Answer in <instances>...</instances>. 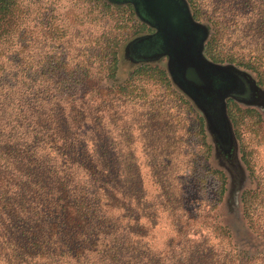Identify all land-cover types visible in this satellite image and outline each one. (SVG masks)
Returning a JSON list of instances; mask_svg holds the SVG:
<instances>
[{
	"label": "trees",
	"instance_id": "16d2710c",
	"mask_svg": "<svg viewBox=\"0 0 264 264\" xmlns=\"http://www.w3.org/2000/svg\"><path fill=\"white\" fill-rule=\"evenodd\" d=\"M245 3L258 15L253 24L264 27V5L260 10L257 0ZM102 5L107 11L113 9L106 0ZM30 13L23 0H0V264H264L263 188L244 190L235 206L257 236H239L230 223L220 225L230 235L229 242L235 241V252L217 255L207 236L181 237L193 224L176 214L181 211L179 201L185 199L183 191L169 190L165 176L155 174L152 178L162 184L156 205L147 195L144 176L132 155L122 172L119 144L104 136V118L118 127L119 101L146 100L151 92L149 79L159 78L167 86L173 81L167 68L133 60L134 69L120 80L121 57H127L144 27L134 24L131 38L109 31L95 67L64 57L57 63H43L39 79V65L28 74L30 62L25 60ZM200 13L198 6L196 15ZM226 13L212 16L215 25L228 26L233 19ZM31 35L36 37L33 31ZM214 39L209 45L212 55L236 60L223 57ZM263 59L264 46L257 43L249 60L242 58L239 64L260 71ZM94 68L101 75L100 89L87 98ZM105 89H111L113 93L108 94L113 97ZM230 113L238 136L245 118L253 123L260 119L254 109L234 107ZM200 120L205 139L202 116ZM204 145L189 196L199 186L212 196L214 208L225 198L229 180L226 173L213 171L206 163L210 144L204 140ZM244 158L250 169L249 159ZM211 171L217 176L212 192L208 186ZM165 211L171 215L177 237L154 249L149 235L158 214Z\"/></svg>",
	"mask_w": 264,
	"mask_h": 264
},
{
	"label": "rangeland",
	"instance_id": "374dc122",
	"mask_svg": "<svg viewBox=\"0 0 264 264\" xmlns=\"http://www.w3.org/2000/svg\"><path fill=\"white\" fill-rule=\"evenodd\" d=\"M257 1L261 10L264 0ZM23 3L31 10L26 22L27 41H30L25 53V60L30 62L27 73L32 74L36 65H39V79L43 75L40 67L50 60L57 63L66 57L71 62L84 61L95 67L98 62L97 53L104 48L109 31L129 38L135 30L134 17L130 18L125 10L113 5L112 11H107L102 0H23ZM189 4L196 18L210 29L209 45L216 37L217 51L225 58L236 59L226 58L222 61L231 62L251 73L264 85V59L260 71L239 64L242 58L249 60L251 49L257 43L264 46V27L253 24L257 19L254 17L258 15L247 6L245 0H190ZM198 6L200 15H196ZM219 11H227L226 15L233 19L227 27H219L213 22L212 16ZM32 31L36 36L34 39ZM122 44L121 49L124 51L125 43ZM33 48L34 52H31ZM31 56L32 61L29 60ZM130 59L128 55L126 58L121 57L120 80L125 79L134 69ZM154 64L166 69L164 62ZM100 77V73L94 68L86 92L87 98L99 91ZM148 83L151 92L146 100L131 101L123 98L119 101L121 119L118 127L110 119L104 118V136L119 144L117 153L123 163L122 172L127 170L125 162L132 155L137 160V170L144 176L147 195L156 205L160 203L158 195L161 194L162 184L152 176L164 175V180H167L165 185L169 190L177 193L183 191L185 194V199L179 201L181 211L176 214L183 221L193 222L184 229L181 237L199 239L204 235L211 244H215L217 255L235 252V241L229 242L230 235L222 231L220 225L230 223L239 236H257L244 224L235 206L244 190L264 189V111L254 109L260 114V119L255 123L250 122L249 118L244 119L239 130L240 136L237 135V159L226 165L215 155L214 141L205 120L204 139L200 124L202 113L193 100L174 81L170 86L159 78L149 79ZM108 92L113 93L111 89L104 90L105 94ZM111 95L107 96L113 97ZM204 140L210 144L206 163L213 166V171L226 173L229 180L225 198L214 208L210 201L212 196L199 186L196 193L189 196L193 188L190 182L198 173L200 160L204 158ZM244 157L249 159L252 170L244 163ZM208 177V186L212 192L217 185V176L211 171ZM170 217L168 211L158 214L157 223L149 235L154 249H161L167 240L177 237ZM234 231L229 232L232 237L236 235Z\"/></svg>",
	"mask_w": 264,
	"mask_h": 264
},
{
	"label": "flooded vegetation",
	"instance_id": "af4514ba",
	"mask_svg": "<svg viewBox=\"0 0 264 264\" xmlns=\"http://www.w3.org/2000/svg\"><path fill=\"white\" fill-rule=\"evenodd\" d=\"M106 1L133 14L135 27H144L128 49L131 59L165 63L173 81L201 111L215 155L222 163L232 164L237 159V134L230 110L263 112L264 85L251 73L211 54L210 29L198 24L188 0Z\"/></svg>",
	"mask_w": 264,
	"mask_h": 264
},
{
	"label": "water",
	"instance_id": "95a60500",
	"mask_svg": "<svg viewBox=\"0 0 264 264\" xmlns=\"http://www.w3.org/2000/svg\"><path fill=\"white\" fill-rule=\"evenodd\" d=\"M192 18H193V16H192ZM193 19H194V18H193ZM198 24H199L200 26H202V27H207L203 22L198 21ZM179 50L184 52L185 48H184L183 46L180 45V46H179Z\"/></svg>",
	"mask_w": 264,
	"mask_h": 264
}]
</instances>
